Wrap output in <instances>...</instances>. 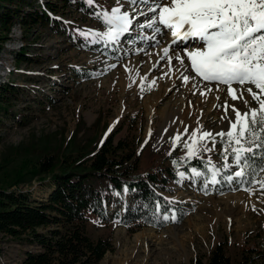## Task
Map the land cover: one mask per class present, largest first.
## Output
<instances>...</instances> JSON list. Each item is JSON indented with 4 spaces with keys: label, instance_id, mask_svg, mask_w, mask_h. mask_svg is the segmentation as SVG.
<instances>
[{
    "label": "rangeland",
    "instance_id": "rangeland-1",
    "mask_svg": "<svg viewBox=\"0 0 264 264\" xmlns=\"http://www.w3.org/2000/svg\"><path fill=\"white\" fill-rule=\"evenodd\" d=\"M53 1L59 4L54 15L66 26L38 22L23 30L17 21L12 38L0 46V103L6 105L0 108V186L17 187L33 199L45 200L53 189L48 178L27 175L26 180L14 184L21 167L28 168L25 163L31 167L42 151L65 154L85 150L90 156L114 133V141L122 140L125 145L120 153L142 148L137 158L140 172L161 174L158 167H163L177 175L163 189L177 205L164 215L177 219L161 226L126 223L121 214H114L124 210L122 193L117 191V199H110L104 216L91 214L88 224L94 238H108L112 244L100 264H191L196 257L206 258L219 243L234 264H247L250 257H255L253 264H264V255H259L264 252V195L257 190L259 185L253 187L252 195L243 190L246 186L224 180L230 173L222 168L219 136L213 152L196 155L199 159L211 157L221 168L219 183L211 182L212 172L209 177L199 167L189 166L196 156L189 158L183 147L192 144L191 134L200 126L213 135L229 131L235 113L229 107L225 114V101L241 112L245 111L243 101H233L226 86L217 91L215 83L199 77L185 84L180 73L171 84L178 71L190 76L195 73L190 68L180 71L182 66L175 58L171 65L161 59L170 37L140 27L148 23L144 16L133 22L134 31L122 36L120 44L79 38L80 29L106 32L107 25L97 19L96 10L111 12L123 5L122 10L127 11L125 0H94L96 10L72 0L66 5ZM3 2L16 7L13 2ZM141 9L147 11L143 5ZM154 35L155 40L151 39ZM89 36L93 39L95 35ZM22 48L28 59L19 60ZM152 59L156 66L148 69ZM189 63L185 59V65ZM209 88L212 91L207 95L200 94ZM244 97L248 107H257L247 92ZM177 134L181 135L179 145L173 143ZM194 167L205 175L195 176ZM257 178L264 179V172ZM125 195L129 199V193ZM31 246L20 237L0 233V264H16Z\"/></svg>",
    "mask_w": 264,
    "mask_h": 264
},
{
    "label": "trees",
    "instance_id": "trees-1",
    "mask_svg": "<svg viewBox=\"0 0 264 264\" xmlns=\"http://www.w3.org/2000/svg\"><path fill=\"white\" fill-rule=\"evenodd\" d=\"M3 1L13 2L16 7ZM59 1L63 5L69 2ZM72 1L96 10V6H89L86 0ZM58 10L59 4L53 0H0V46L12 38L10 33L17 21L23 30L31 29L38 22L55 21L60 27L66 26L60 17H54ZM85 33L88 32L80 29L77 34L82 40H103L91 39ZM24 50L19 51L22 54L19 60L29 58ZM0 108H6V105L0 103ZM113 134H109L90 156L85 150L65 154L42 151L31 167L29 162L25 163L28 168L21 167L14 184L26 180L27 175L48 178L53 189L45 200L33 199L28 192L17 191V187L9 189L8 186H0V233L20 237L32 245L16 264H100L112 244L108 238H94L89 233L88 224L91 214L104 216L115 190L122 193L124 210L114 214H121L120 218L126 223L132 221L139 225L161 226L169 221H164L162 217L170 214L171 207L177 205L163 189L177 175L163 167H158L161 174L156 171L140 172L137 158L142 148L120 153L124 142L116 143ZM207 160V157L199 159L196 156L188 165L199 167L210 177ZM259 252V255H264V252ZM254 259L250 257L247 264H253ZM191 264L234 262L227 255L224 245L219 243L206 258L196 257Z\"/></svg>",
    "mask_w": 264,
    "mask_h": 264
},
{
    "label": "snow or ice",
    "instance_id": "snow-or-ice-1",
    "mask_svg": "<svg viewBox=\"0 0 264 264\" xmlns=\"http://www.w3.org/2000/svg\"><path fill=\"white\" fill-rule=\"evenodd\" d=\"M86 3L93 6L94 0H86ZM125 3L127 11H123L121 5L112 8L111 12L95 13L97 19L107 25V31H90L85 35L120 44L122 36L134 31L133 22L144 16L148 23L140 27L152 29L161 37H171L169 46L162 48L161 59L171 65L175 58L185 71L190 68L195 73L190 76L181 72L180 78L185 84L199 77L215 83L217 91L221 85L226 86L233 101L242 100L243 112L225 101V114L229 107L235 113V119L229 121V131L213 135L210 131H202L200 126L191 134L192 144L185 143L183 147L188 149L189 158L201 152H213L219 136L222 168L230 173L223 177L224 180L229 184L248 185L243 190L252 195L255 194L253 187L259 185L257 190L264 195V179L257 178L260 172H264V0H125ZM141 5L147 11L141 9ZM151 39L155 40L156 36ZM185 59L190 62L188 65H185ZM211 91L209 88L200 94L207 95ZM245 92L256 102V108L248 107ZM180 141L181 135L177 134L173 143L179 145ZM209 143L213 145L211 148ZM207 165L211 166V182L219 183L217 176L221 168L213 164L211 157ZM192 173L197 177L205 175L195 167ZM179 175L183 178L185 174L181 172ZM162 219L176 221L177 217L164 215Z\"/></svg>",
    "mask_w": 264,
    "mask_h": 264
},
{
    "label": "bare ground",
    "instance_id": "bare-ground-1",
    "mask_svg": "<svg viewBox=\"0 0 264 264\" xmlns=\"http://www.w3.org/2000/svg\"><path fill=\"white\" fill-rule=\"evenodd\" d=\"M169 40H171V37L169 38ZM165 44H166V43H165ZM157 49H158V48H157ZM157 49H156V50H157ZM189 50H191V49H189ZM152 51H153V50H152ZM158 51H159V49H158ZM158 51H157V52H158ZM158 53H159V52H158ZM162 54H163V53H162ZM181 54L183 55V53H181ZM159 56H160V55H159ZM148 64H149V66H148L149 68H148V69L153 68V67L156 66V61H155L154 59H152V62L150 61V63H148ZM178 65H179V64H178ZM167 66H169V65H167ZM179 66H180V65H179ZM164 68H165V67H164ZM164 68H163V70H164ZM166 68H167V67H166ZM172 68H173V67H172ZM167 69H168V68H167ZM171 70H172V69H171ZM171 70L169 71V73L171 72ZM175 70H176V69H175ZM179 70H180V71H184V69H182V67H180ZM164 71H168V70H164ZM187 71H188V70H187ZM173 72H175V71L173 70ZM164 73H167V72H164ZM180 73H181V72L178 71L177 73H175L176 75H174V76L172 75V79H173V80H172L171 84H174V83L176 82V80H177V78H178L177 76H178ZM162 74H163V73H162ZM167 74H168V73H167ZM173 74H174V73H173ZM180 75H181V74H180ZM180 75H179V76H180ZM168 76H169V75H168ZM163 78H164V76H163ZM166 78H167V76H166ZM246 86H247V85H246ZM186 87H187V86H186ZM189 87H190V86H189ZM233 87H234V86H233ZM187 89H188V87H187ZM189 89L192 90V87L189 88ZM165 90H167V89H165ZM191 90H190V91H191ZM187 91H189V90H187ZM185 92H186V90H185ZM187 93H188V92H187ZM227 116H228V115H227ZM192 119H193V118H192ZM234 119H235V118H234ZM196 124H197V121H196ZM141 264H142V263H141ZM143 264H144V263H143Z\"/></svg>",
    "mask_w": 264,
    "mask_h": 264
}]
</instances>
